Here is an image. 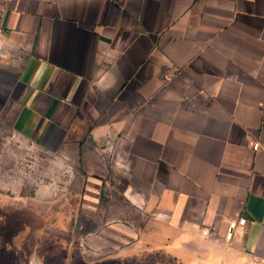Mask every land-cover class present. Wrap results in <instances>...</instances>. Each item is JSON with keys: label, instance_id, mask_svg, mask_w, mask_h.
Segmentation results:
<instances>
[{"label": "crops", "instance_id": "crops-1", "mask_svg": "<svg viewBox=\"0 0 264 264\" xmlns=\"http://www.w3.org/2000/svg\"><path fill=\"white\" fill-rule=\"evenodd\" d=\"M4 118L121 257L264 264V0H0Z\"/></svg>", "mask_w": 264, "mask_h": 264}, {"label": "rangeland", "instance_id": "rangeland-1", "mask_svg": "<svg viewBox=\"0 0 264 264\" xmlns=\"http://www.w3.org/2000/svg\"><path fill=\"white\" fill-rule=\"evenodd\" d=\"M57 160V153L15 137L10 121L0 119V264H95L106 257L103 264H120L122 233L91 231V217L83 213L88 201L81 199L85 184ZM151 258L146 264L163 259Z\"/></svg>", "mask_w": 264, "mask_h": 264}, {"label": "flooded vegetation", "instance_id": "flooded-vegetation-1", "mask_svg": "<svg viewBox=\"0 0 264 264\" xmlns=\"http://www.w3.org/2000/svg\"><path fill=\"white\" fill-rule=\"evenodd\" d=\"M74 226H75V224H74ZM79 229H82V227L81 228H79ZM75 231V230H74ZM69 244H71L72 242L69 240V242H68ZM117 255V254H116ZM139 258L138 259V261H139V263L140 264H146V263H149L150 261H151V257H153V256H147V255H145L144 256V258H140L138 255H131V256H127V257H121L120 255L119 256H116V259L118 260V262L120 263V264H124V262H131V263H135V261H134V259L135 258ZM109 258L108 257H106V258H104V259H100L99 261H95L94 263L95 264H103L104 262H107V260H108ZM14 264H18V260H15V263ZM37 264H42L41 262H39V261H37Z\"/></svg>", "mask_w": 264, "mask_h": 264}, {"label": "built area", "instance_id": "built-area-1", "mask_svg": "<svg viewBox=\"0 0 264 264\" xmlns=\"http://www.w3.org/2000/svg\"><path fill=\"white\" fill-rule=\"evenodd\" d=\"M258 148H259V144L258 143L253 144V149L254 150H257ZM244 222H245V220L243 218H240L238 220L229 222L228 225H227V228H226L225 239L229 240L231 238L232 233H233L234 229L236 228V226L243 225ZM206 234H207V232L204 231L203 235H206Z\"/></svg>", "mask_w": 264, "mask_h": 264}]
</instances>
